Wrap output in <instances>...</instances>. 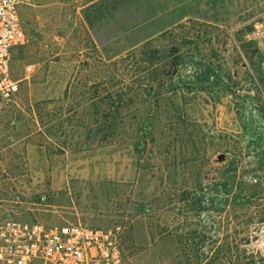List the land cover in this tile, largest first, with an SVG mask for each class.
Instances as JSON below:
<instances>
[{
	"label": "rangeland",
	"instance_id": "rangeland-1",
	"mask_svg": "<svg viewBox=\"0 0 264 264\" xmlns=\"http://www.w3.org/2000/svg\"><path fill=\"white\" fill-rule=\"evenodd\" d=\"M19 17L0 219L117 226L126 264H264L246 249L264 221V0H22Z\"/></svg>",
	"mask_w": 264,
	"mask_h": 264
},
{
	"label": "built area",
	"instance_id": "built-area-1",
	"mask_svg": "<svg viewBox=\"0 0 264 264\" xmlns=\"http://www.w3.org/2000/svg\"><path fill=\"white\" fill-rule=\"evenodd\" d=\"M22 0H0V99H10L20 89L11 69L13 53L24 46L26 34L18 9ZM34 67L24 66L25 74ZM27 78V77H26ZM246 249L264 261V221L246 234ZM0 264H126L119 227H99L80 222L47 225L12 217L0 219Z\"/></svg>",
	"mask_w": 264,
	"mask_h": 264
},
{
	"label": "trees",
	"instance_id": "trees-1",
	"mask_svg": "<svg viewBox=\"0 0 264 264\" xmlns=\"http://www.w3.org/2000/svg\"><path fill=\"white\" fill-rule=\"evenodd\" d=\"M258 57L260 58V55L258 54ZM111 113H114V114H117V109H114L113 110V112H110V114H109V116L111 115ZM97 121H98V119H97ZM105 122V121H104ZM98 124H100V122H98ZM106 129V127H102L101 128V124H100V126H99V130H101V131H104ZM37 135H42V137H44L43 136V133H38ZM26 140H31V138L30 137H28V138H26Z\"/></svg>",
	"mask_w": 264,
	"mask_h": 264
},
{
	"label": "crops",
	"instance_id": "crops-1",
	"mask_svg": "<svg viewBox=\"0 0 264 264\" xmlns=\"http://www.w3.org/2000/svg\"><path fill=\"white\" fill-rule=\"evenodd\" d=\"M18 14H19V9H18ZM20 18V17H19ZM21 21V20H20ZM22 24V23H21Z\"/></svg>",
	"mask_w": 264,
	"mask_h": 264
}]
</instances>
